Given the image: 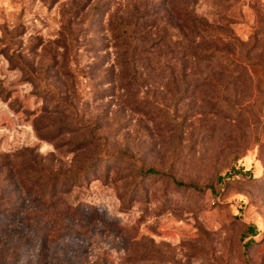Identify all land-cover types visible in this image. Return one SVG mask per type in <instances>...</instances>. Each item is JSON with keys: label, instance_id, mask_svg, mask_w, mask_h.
I'll use <instances>...</instances> for the list:
<instances>
[{"label": "rangeland", "instance_id": "obj_1", "mask_svg": "<svg viewBox=\"0 0 264 264\" xmlns=\"http://www.w3.org/2000/svg\"><path fill=\"white\" fill-rule=\"evenodd\" d=\"M143 1L0 0V163L39 153L82 181L94 215L49 241L46 263L264 264V0H147L183 42L204 25L222 35L209 48H252L251 76L214 60L124 65L119 36ZM67 31L79 40L64 58ZM13 228L0 264H34Z\"/></svg>", "mask_w": 264, "mask_h": 264}, {"label": "trees", "instance_id": "obj_2", "mask_svg": "<svg viewBox=\"0 0 264 264\" xmlns=\"http://www.w3.org/2000/svg\"><path fill=\"white\" fill-rule=\"evenodd\" d=\"M130 25V31H122L119 37L123 38L121 46L124 49L122 55L125 60L124 65L132 64V68L135 69L137 62L144 59H161L163 65L165 64L164 69L168 70L167 67L171 65V71L177 67L180 60L188 64L193 61L209 64L214 60L222 65L227 62L235 74L251 76V68L260 63L258 58L251 57L252 48L250 47L230 53L228 49L225 53L216 47L209 48L205 43L215 42L213 39L217 40L222 35L204 25L199 28L194 26L193 31H188L190 38L186 37L187 40L183 42L175 31H167L166 28L160 27L156 19V10L147 0L137 7ZM78 34L79 31H67V34L63 35L59 47L63 49L64 58L68 57L77 44ZM215 52L219 53L217 55L219 58L214 56ZM167 63L170 64L167 65ZM132 73L130 70L125 71L123 76L128 81L132 76H136L134 72ZM64 75L73 77L69 68L65 70ZM65 101L68 102L66 98L62 100V102ZM44 112H50L48 107L44 109ZM89 134L82 138L85 142L83 144L91 148L97 147L98 145L95 144L97 137ZM96 156L98 157L85 160L84 164L87 166L79 168L80 174L87 173L91 166L97 163L100 156ZM13 157L10 159L9 156L3 155V161L0 163L1 172L6 168L4 175H0L2 176L0 177V185H2L0 187V233H7L9 225L12 224L18 240L21 241L15 256L18 254L22 257L29 254L27 255L29 263L47 264L45 259L47 243L58 238V235L65 234L69 228H72L73 223L84 224L93 220L94 215L88 213L81 201H78L76 190L82 186V181L78 177L64 176L63 174L66 173L62 172V168H56L54 164L45 165L44 158L35 151L32 153L23 151ZM148 172L154 173L155 170L147 169L144 174ZM16 198L18 201H14ZM65 221L66 224H64Z\"/></svg>", "mask_w": 264, "mask_h": 264}]
</instances>
